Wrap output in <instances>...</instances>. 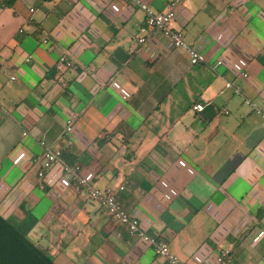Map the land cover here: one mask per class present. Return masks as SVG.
Returning a JSON list of instances; mask_svg holds the SVG:
<instances>
[{
    "label": "crops",
    "instance_id": "crops-1",
    "mask_svg": "<svg viewBox=\"0 0 264 264\" xmlns=\"http://www.w3.org/2000/svg\"><path fill=\"white\" fill-rule=\"evenodd\" d=\"M145 19L131 0H0V217L52 264H165L62 172L78 165L182 264H264V0H179L195 66L138 44ZM39 141L61 149L40 181Z\"/></svg>",
    "mask_w": 264,
    "mask_h": 264
},
{
    "label": "built area",
    "instance_id": "built-area-1",
    "mask_svg": "<svg viewBox=\"0 0 264 264\" xmlns=\"http://www.w3.org/2000/svg\"><path fill=\"white\" fill-rule=\"evenodd\" d=\"M136 6L145 14V27L139 29V35L136 39L138 44H144L147 39L156 35L167 39L174 48L183 49L186 51L188 57V63L191 66L199 65L205 62L204 56L189 47L184 41L183 35L179 31H173L170 24L173 20L175 7L179 0L167 3L161 11H152L145 5L139 3L137 0H131ZM29 12H32L30 9ZM49 49L51 48L48 41H42ZM57 63L62 65L66 69L74 68L73 63L67 61L63 56L58 57ZM220 63L216 62L214 66H219ZM245 75L243 74L242 77ZM13 77H10V81ZM235 94H238L237 89H233ZM246 103H248L246 101ZM249 106L254 109L252 104ZM203 109L201 104H195L192 106V110L200 112ZM258 113V111H256ZM263 123L264 114L259 113ZM72 121H66L65 133L71 130ZM41 152L35 156L32 160L33 164L37 167L36 177L42 180L45 172L57 162L61 155V149L58 147L47 146L43 141H39ZM62 172L67 175L70 180L77 186L82 188L85 197L94 202L99 208H102L106 215L112 219L115 223L123 226L130 236L136 237L151 246L153 254L165 262V264H182L178 259L172 255L167 247V244L153 237L146 236L138 227L136 219L130 217L121 207L117 195L123 189L119 186L117 189L111 188H93L89 185L88 181L80 175V167L78 165L69 166L67 164H61ZM40 189H43V185H39ZM227 251H221L216 258V263H221L227 258Z\"/></svg>",
    "mask_w": 264,
    "mask_h": 264
},
{
    "label": "trees",
    "instance_id": "trees-1",
    "mask_svg": "<svg viewBox=\"0 0 264 264\" xmlns=\"http://www.w3.org/2000/svg\"><path fill=\"white\" fill-rule=\"evenodd\" d=\"M9 6L14 0H1ZM43 3L53 0H40ZM0 264H52L37 248L21 236L16 229L0 217Z\"/></svg>",
    "mask_w": 264,
    "mask_h": 264
}]
</instances>
